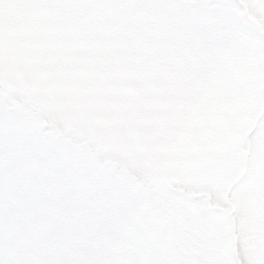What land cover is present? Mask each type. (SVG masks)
I'll return each mask as SVG.
<instances>
[{"label": "rangeland", "instance_id": "rangeland-1", "mask_svg": "<svg viewBox=\"0 0 264 264\" xmlns=\"http://www.w3.org/2000/svg\"><path fill=\"white\" fill-rule=\"evenodd\" d=\"M0 264H264V0H0Z\"/></svg>", "mask_w": 264, "mask_h": 264}, {"label": "water", "instance_id": "water-1", "mask_svg": "<svg viewBox=\"0 0 264 264\" xmlns=\"http://www.w3.org/2000/svg\"><path fill=\"white\" fill-rule=\"evenodd\" d=\"M132 181L135 183V184H137V185H139V186H144L145 184H146V182L145 181H140V180H138V179H136V178H132Z\"/></svg>", "mask_w": 264, "mask_h": 264}]
</instances>
